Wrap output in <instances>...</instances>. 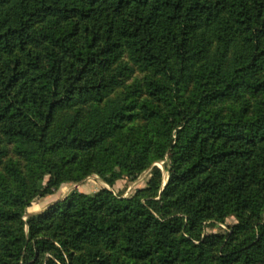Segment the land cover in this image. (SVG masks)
<instances>
[{
    "label": "trees",
    "instance_id": "1",
    "mask_svg": "<svg viewBox=\"0 0 264 264\" xmlns=\"http://www.w3.org/2000/svg\"><path fill=\"white\" fill-rule=\"evenodd\" d=\"M0 264H264V0H0Z\"/></svg>",
    "mask_w": 264,
    "mask_h": 264
},
{
    "label": "rangeland",
    "instance_id": "2",
    "mask_svg": "<svg viewBox=\"0 0 264 264\" xmlns=\"http://www.w3.org/2000/svg\"><path fill=\"white\" fill-rule=\"evenodd\" d=\"M125 60L127 59L125 58ZM146 74L148 73L139 70L137 67H134L126 76L124 84L117 89V92L127 89L126 87L132 86L134 84H142ZM156 164L162 171V182L164 185L167 180L168 168L170 166V157L166 156L163 161L157 162ZM149 178L150 172L149 170H146L134 180L122 178L117 180L113 186H109L97 174L93 173L79 182L62 183L58 188L53 190L52 193L46 194L44 196L37 195L31 205L27 208V214H34L43 211L56 201L64 199L71 191L75 189L83 193L92 194L102 188H107L114 194L121 197H131L138 189H142L147 186V181ZM47 180L48 176H46L43 181L38 183L37 186L42 188L46 185ZM24 218H26V216H24ZM235 222L236 218L234 216H228L224 222L208 224L205 230L207 233H225Z\"/></svg>",
    "mask_w": 264,
    "mask_h": 264
}]
</instances>
